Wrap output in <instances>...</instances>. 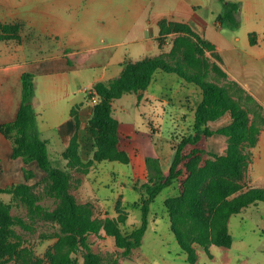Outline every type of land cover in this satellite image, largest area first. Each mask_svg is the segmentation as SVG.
<instances>
[{
	"label": "rangeland",
	"instance_id": "1",
	"mask_svg": "<svg viewBox=\"0 0 264 264\" xmlns=\"http://www.w3.org/2000/svg\"><path fill=\"white\" fill-rule=\"evenodd\" d=\"M42 1L36 5V0H28L24 9L45 6L48 2L52 4L51 0ZM100 1L92 0L89 10L85 8L88 5L86 0L81 7L75 0H70V4L65 3L64 6L55 3V7H61V12L57 14L74 22L77 31L99 37L103 28L96 20L97 12L94 8ZM111 2L126 7L132 0ZM205 3V11L210 17L211 11L216 14L223 5L220 0H205ZM24 14L31 15L33 11ZM21 21L24 22L22 33L28 47L26 54H48V49H51L49 42L42 37L33 39L36 29L27 27V22ZM227 22L224 24L226 28L229 27ZM135 32L138 34L140 29H135ZM255 49L259 51V46ZM204 50L211 58L209 62L218 64L221 71L228 75V78L223 77L220 70L210 68V79L230 91L247 114L253 132L261 131L264 127V104L250 90L254 91L257 79H264V58L263 61L251 60L244 67L245 77L242 80L251 83L247 84V90L230 76L243 71L235 60L222 59L214 44L212 48ZM153 85H158L155 88L157 96L145 94L144 98H139L138 93L127 92L113 104L114 114L120 122L119 148L130 156L128 163L95 160L99 149L98 127L95 124L96 130L92 128L90 121L82 133L80 148L83 160L91 163L88 171L79 173L63 166L59 156H53L52 161L54 165L71 171L68 192L81 206L87 208L92 218L118 219L125 233H130L141 224L140 203L145 194L142 185L150 178L147 158L158 157L162 170L168 173L175 148L184 137L194 132V119L191 115L202 98V90L198 94L194 91L192 93L190 89L194 84L185 81L177 73L158 70ZM230 121L231 116L227 114L210 121L209 127L215 129ZM183 152L190 155L186 160H189L191 168L182 163L181 175L151 203L149 227L142 245L124 255V249L116 245L115 238L102 229L98 234L87 235L93 251L104 264H264L263 201L230 215L227 225L233 237L231 246L219 245L214 230L219 207L251 188L260 187L255 174L257 143L250 145L249 142L223 134H204L198 143L186 145ZM231 153L248 154V158L238 165V171L224 160V156ZM34 167V176L28 183L32 185L43 209L35 208L21 199H14L11 194L0 193V264H60L62 256L70 248V233L59 217L64 201L51 195V180L36 163ZM5 174L0 169V187L13 184L3 179ZM76 179L80 180L79 184ZM136 185L139 190L135 189ZM172 215L183 245L192 248V259L172 229ZM203 233L209 240L208 249L197 238ZM85 253L86 249L80 246L72 255L77 258L78 264H83Z\"/></svg>",
	"mask_w": 264,
	"mask_h": 264
},
{
	"label": "crops",
	"instance_id": "2",
	"mask_svg": "<svg viewBox=\"0 0 264 264\" xmlns=\"http://www.w3.org/2000/svg\"><path fill=\"white\" fill-rule=\"evenodd\" d=\"M68 1L51 0L52 4L48 2L45 6H33V14L25 15L26 11H31L24 9L28 0H0V22L24 20L27 27L36 29L32 38L42 37L51 47L48 54L29 56L26 54L28 47L23 33L22 41L0 40V125L16 118L22 102V75L32 72L40 135L48 141L51 160L53 156H59L67 168L68 160L63 153L76 131L81 148L82 133L94 113V105L87 99V89L93 88L97 82H108L118 77L125 61L136 62L170 52L178 32L162 34V21L189 25L195 33L215 45L222 59L235 60L243 71L230 76L246 89L249 82L242 80L245 77L244 67L251 60L264 58V0H231L239 3L236 12L239 24L227 22V28L225 22L218 19L225 11L222 0L223 5L216 14L211 11V17L205 11V0H132L126 7L111 0H102L94 8L96 20L103 28L99 37L77 31L74 22L57 14L61 12V7H55V3L70 4ZM75 1L81 7L84 0ZM36 2V5L43 3L42 0ZM86 2L88 5L85 8L89 10L92 0ZM56 17L63 18L55 20ZM137 28L140 29L138 34L135 32ZM252 32L256 33L254 43L250 37ZM161 37L165 39L162 43ZM258 46L259 51L255 49ZM156 74L147 89L136 92L139 98H144L145 94L157 96L155 88L158 85H153ZM262 88L264 79H257L254 91L249 86L256 99L264 104ZM190 90L198 94L201 89L194 84ZM199 102L191 115L193 119ZM75 114L80 123L78 130L75 127ZM257 150L255 174L259 186L264 187V127L259 133ZM12 153L11 140L0 130V169L6 173L3 179L7 183L25 181L24 169H34L36 162L26 163L22 157L13 158Z\"/></svg>",
	"mask_w": 264,
	"mask_h": 264
},
{
	"label": "trees",
	"instance_id": "3",
	"mask_svg": "<svg viewBox=\"0 0 264 264\" xmlns=\"http://www.w3.org/2000/svg\"><path fill=\"white\" fill-rule=\"evenodd\" d=\"M222 1L225 5V11L218 16V19L221 22L228 21L238 25L236 12L239 9V3L231 0ZM160 24L162 34L171 31L178 32L173 39L170 52L155 57H146L136 62L125 61L123 70L118 77L108 82H97L93 87V94H87L89 101L93 95L97 96L95 103L91 101L95 105L93 116L90 119L91 127L95 130V124L98 127L99 149L95 160L108 159L128 163L130 156L119 148V121L114 116V100L127 92H140L147 89L158 70L177 73L181 78L197 85L202 90V98L195 110L194 132L184 137L175 148L174 159L168 173L162 170L158 157L150 156L147 158L150 165V178L142 185L145 194L142 195L140 203L142 209L141 224L130 233L123 232L118 219L92 218L87 208L81 206L76 198L68 192V182L72 173L70 170L62 169L53 164L48 150V141L40 135L34 106L35 82L32 72H24L22 75V102L16 118L0 125L1 132L13 144V158L22 157L26 163L35 161L51 180V195L64 201V208L60 211L59 217L62 225L70 233V248L62 256L60 264H78L77 258L73 257L72 254L76 253L80 246L86 249L83 264H104L87 241L88 234H98L102 229L105 230L106 234L115 238L116 245L124 249V255L130 254L134 248L141 246L149 227L151 203L165 187L181 175L182 168L180 165L182 163L191 168L189 160H186V157L188 159L190 155L188 156L183 152L186 145L198 143L204 134H223L249 142L250 145H255L258 142L260 130L253 132L247 114L232 97L230 91L210 79V68H217L223 77L228 78V75L221 71L218 64L209 62L211 58L205 53L204 48H212L213 44L197 35L187 24L168 23L167 21H162ZM23 26L24 22L21 20L0 22V40L15 39L22 41ZM255 35V32L250 33L252 43L255 42ZM160 40L162 43L165 39L161 37ZM233 83L236 86H241L236 81ZM227 114L231 116V121L228 124L215 129L209 127L210 121L218 120ZM75 116V127L78 130L79 118L76 114ZM193 152H196V149H193ZM63 157L68 160L70 169L79 173L88 171L91 163L85 162L82 158L78 131L72 137ZM246 158H248V154L242 153H231L224 156V160L234 166L237 171L240 162H244ZM24 174L25 181L0 187V193L11 194L14 199H21L35 208L43 209L44 207L38 203L39 198L34 193L32 185L28 183V180L34 176L33 170L25 168ZM76 180V183L79 184L80 180ZM135 189L139 190V187L136 185ZM259 201L264 202V187L251 188L219 207L217 218L214 221L215 236L219 245L231 246L233 242L227 225L230 215L239 213L243 208L257 204ZM171 217L172 229L178 242L183 245L173 215ZM197 238L208 249L209 240L205 233ZM183 248L192 259V248L189 245H183Z\"/></svg>",
	"mask_w": 264,
	"mask_h": 264
},
{
	"label": "built area",
	"instance_id": "4",
	"mask_svg": "<svg viewBox=\"0 0 264 264\" xmlns=\"http://www.w3.org/2000/svg\"><path fill=\"white\" fill-rule=\"evenodd\" d=\"M87 94H93V90L92 89H87ZM91 101L93 102V103H95L96 101H97V96L96 95H93L92 97H91Z\"/></svg>",
	"mask_w": 264,
	"mask_h": 264
}]
</instances>
